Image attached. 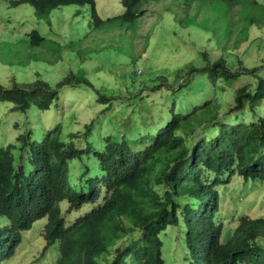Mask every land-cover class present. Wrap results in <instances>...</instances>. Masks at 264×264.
I'll return each instance as SVG.
<instances>
[{"label": "trees", "instance_id": "1", "mask_svg": "<svg viewBox=\"0 0 264 264\" xmlns=\"http://www.w3.org/2000/svg\"><path fill=\"white\" fill-rule=\"evenodd\" d=\"M172 2L175 8L167 12L176 17L173 22L210 33L223 55L211 62L209 53L203 52L199 64L177 71L174 84L164 75L147 83L136 76L141 58L112 40L107 54L110 60L114 57L115 69L119 56L130 55L126 68L115 73L123 83L121 94L115 96L95 89L87 69L79 66L92 49L84 43L117 27L135 31L151 13L149 6H164L166 0H123L116 18L108 20L101 17L96 0H9V7L18 12L26 6L24 16L39 24L50 25L55 16L61 21L58 11H75L65 46L36 28L15 46L0 48L11 68L23 71L29 64L48 68L65 64L67 56L79 69L69 70L56 87L42 78L28 84L14 79L0 83V103L12 104L13 112L29 120L19 144L0 148V263L14 254L22 232L48 218L44 237L59 252L54 264H144L136 258L163 264L162 235L170 227L185 231L187 256L182 264H264V219L238 215L230 238L224 239L231 224L221 219L222 194L216 189H226L234 178L264 183V64L248 68L227 46L234 34L238 48L250 38L249 29L264 28V5L255 2L254 10L245 8L248 2L240 6L242 0ZM229 7L233 12L242 9L235 11L237 16L248 10L256 14L237 22L228 19ZM208 12L216 14L212 23L200 18ZM221 17L224 24L219 23ZM236 25L241 28L231 31ZM146 39L149 43L150 37ZM248 78L255 82L242 84ZM222 85L233 88L234 94V104L226 112L221 98L227 90ZM76 86L94 89L106 111L122 99L142 101L146 109L155 101L158 106H150L158 109L155 124L141 114L143 124L130 126L135 130L107 138L91 125L74 135H65L60 122L52 128H48L52 122L43 125L40 119L44 121L57 105L62 90ZM196 92L205 100L185 109L183 104L195 99ZM73 162L82 165L76 178L71 177ZM64 202L67 213L61 208ZM70 212L73 223L65 220Z\"/></svg>", "mask_w": 264, "mask_h": 264}, {"label": "rangeland", "instance_id": "2", "mask_svg": "<svg viewBox=\"0 0 264 264\" xmlns=\"http://www.w3.org/2000/svg\"><path fill=\"white\" fill-rule=\"evenodd\" d=\"M123 0H96L99 13L104 20L114 19L119 13V8ZM244 3L240 6H247L245 8H257L264 5V0H242ZM256 2V3H255ZM164 6L152 4L149 6L151 13L146 15L141 23L136 27V30H130L128 27L120 29L119 27L105 31L106 34L93 35L88 37V41L84 43L85 47H91L88 51L89 55L86 58L87 62L81 66L87 69L89 79L94 85L95 89L101 90L107 94H114L115 96L121 94L123 83L117 78L115 74L117 70L125 69L127 60H130V55L119 56L118 67L115 69L112 65L115 63L114 57L111 55V60L108 56V49L112 45V40L121 42V45L126 46L125 51L131 54L135 53L141 61L138 63L136 69V76L139 81L148 80L150 78L156 79L160 75L167 76L171 84L176 83V73L178 70L183 69L189 64L195 62L199 64L201 54L208 52L211 62H215L223 55V51L219 45L212 40L210 33L205 32L203 29L196 27H181L175 20L172 13L167 10L175 8L172 6V0H166ZM0 48L5 46H15L17 40L23 39L33 32L34 29H39L43 32L44 36L52 41H59L62 45H67L70 33V24H73L74 9L67 8L63 11H58L59 19L53 17L51 24H39L34 19H28L24 16L23 12H27V7L22 6L24 10L19 11L16 8L9 7V0L0 1ZM21 9V8H20ZM230 9V7L228 8ZM30 10V9H29ZM240 10V7L229 10V18L237 20H245L250 16L256 14L252 10L241 13L238 16L235 11ZM215 13H204L200 16L202 20L205 18L212 20ZM244 18V19H243ZM28 20V21H27ZM220 24H224L225 17L219 19ZM58 22L62 23L61 25ZM199 24V23H198ZM197 24V25H198ZM156 26L155 29H153ZM241 26L236 25L230 27V30L237 32ZM147 36L150 37L147 43ZM250 38L248 41L242 43L236 48V34L232 35L227 46L230 51L242 61L248 68L258 67L264 64V28H251L249 29ZM83 38V37H82ZM104 41H94L101 40ZM122 38V39H121ZM257 40H263L259 45ZM3 43V44H1ZM119 46V45H117ZM65 64L57 63L54 66L44 68L42 65L29 64L23 68V71H15L8 64V57L1 53L0 49V83L3 84L4 80L9 82L14 79L19 83L28 84L42 78L46 82L56 87L57 84L68 75V71L73 69L78 71L79 66L76 63H71L69 57H65ZM44 69H48L44 71ZM122 74L123 72L120 71ZM153 73L151 76L150 74ZM264 74V72H263ZM119 81V82H118ZM254 78H248L242 81V84L254 83ZM7 87V85H3ZM240 87L241 84H235ZM227 90L223 93L221 100L223 101V111L226 112L234 104L233 88L222 85ZM94 89L89 91L83 87L76 86L74 88H66L61 92V99L57 105L43 118L40 119L41 123L52 125L48 128L54 127L57 123L63 125L65 135L80 134L84 131L87 125H91V129L96 133L103 134L101 138H107L109 135L115 133L130 132V126L137 122L143 124L140 117L141 114L147 115L148 120L155 124V115L158 109H150L151 107L158 106L157 102L149 101L150 106L146 109L144 102L135 101L130 102L125 99L115 101L113 107L106 111L108 108L98 103V98L93 92ZM195 99H190L188 103L183 104L185 109L192 108L196 104H200L205 100L200 94ZM203 95V93H202ZM96 96V97H95ZM123 96V95H120ZM160 94L159 97H163ZM165 100V96L161 99ZM145 103L148 104L147 101ZM179 103V102H178ZM165 104L167 105L168 102ZM180 104V103H179ZM12 104L0 103V148H6L17 143L20 135L26 133L28 130V118L24 114L15 113L12 111ZM169 108V104H168ZM138 116V117H137ZM251 120V119H250ZM46 124H45V123ZM37 123V120H36ZM98 140V138H96ZM77 142H80L79 140ZM101 142V140H100ZM21 144V143H20ZM83 147L82 145H80ZM72 173L71 177L76 178L79 176L82 165L79 162L71 164ZM233 183L226 189L222 186L216 187L219 190L222 198L221 204V219L231 224L227 226L224 239L230 238L231 231L236 227L239 222V216L245 214L252 219H264V183H254L252 181L245 182L242 179H233ZM73 183V179H72ZM61 206L68 207V203L64 202ZM67 209V208H66ZM47 218L37 221L30 231L23 232L21 243L17 247L16 254L6 264H53L58 257L56 246H50L48 251L45 252L47 246L44 238V227L47 224ZM182 228H186L185 222L182 223ZM175 228L170 227L165 234L162 235L164 243L162 249V256L167 264H177L176 257L182 254L184 249V238L181 237L182 232L176 231ZM180 233V241H177L176 236ZM185 232H183L184 234ZM230 233V234H228Z\"/></svg>", "mask_w": 264, "mask_h": 264}, {"label": "clouds", "instance_id": "3", "mask_svg": "<svg viewBox=\"0 0 264 264\" xmlns=\"http://www.w3.org/2000/svg\"><path fill=\"white\" fill-rule=\"evenodd\" d=\"M61 208H62V210H63V212L64 213H67V212H69V209H68V207H66V206H61ZM67 208V209H66ZM46 219V218H45ZM42 220H44V219H42ZM47 220H48V218H47ZM65 220L67 221V222H70V223H73L74 221H75V218H74V214L72 213V212H70L66 217H65ZM36 223V222H35ZM34 223V224H35ZM48 224H49V221H47V224H46V226H48ZM34 226V225H33ZM33 226H32V228H33ZM45 226V227H46ZM45 227H44V229H45ZM31 228V229H32ZM30 229V230H31ZM30 230H28V231H30ZM176 231H181L182 232V234H181V237H183V232H185L184 230H176ZM175 231V232H176ZM24 232H27V231H24ZM43 232H44V230H43ZM23 233V232H22ZM22 233H21V237H22ZM166 233V232H165ZM164 233V234H165ZM45 238V237H44ZM176 239H177V241H180L181 240V238H180V233L179 234H177V236H176ZM45 241H46V239H45ZM46 244H47V246L45 247V252H47L48 251V248H49V244H48V242L46 241ZM163 245H164V243H163ZM163 245H162V247L160 248V258H161V260H162V262H163V264H167L166 263V261H165V259L163 258V256H162V249H163ZM52 246H56V250L58 251V248H57V245H52ZM18 247V246H17ZM120 247V246H119ZM16 251H17V248H15V251H14V254L12 255V256H10L8 259H4V262H2V263H0V264H6L9 260H11L13 257H14V255L16 254ZM200 253V252H199ZM187 256V251L185 250V247H184V249H183V251H182V254H178L177 255V257H176V261H177V264H182V261H183V257L184 256ZM119 256V255H118ZM58 257H59V252H58ZM58 257H57V259H58ZM200 257H202V256H200ZM57 259L55 260V262L57 261ZM136 260H138V261H141V262H143L144 264H146V261L145 260H140V259H138V258H136ZM54 262V263H55ZM53 263V264H54ZM140 264V263H139Z\"/></svg>", "mask_w": 264, "mask_h": 264}]
</instances>
